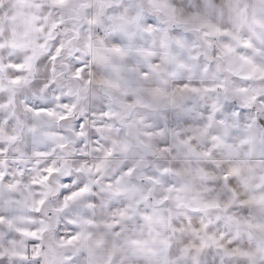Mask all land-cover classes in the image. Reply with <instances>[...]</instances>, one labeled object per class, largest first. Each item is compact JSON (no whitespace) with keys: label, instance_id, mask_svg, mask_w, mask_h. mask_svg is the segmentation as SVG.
<instances>
[{"label":"snow or ice","instance_id":"snow-or-ice-1","mask_svg":"<svg viewBox=\"0 0 264 264\" xmlns=\"http://www.w3.org/2000/svg\"><path fill=\"white\" fill-rule=\"evenodd\" d=\"M0 264H264V0H0Z\"/></svg>","mask_w":264,"mask_h":264}]
</instances>
